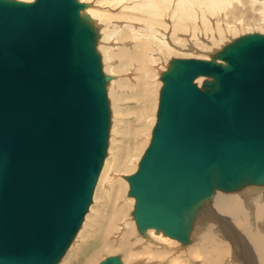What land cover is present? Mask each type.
<instances>
[{
	"label": "water",
	"instance_id": "1",
	"mask_svg": "<svg viewBox=\"0 0 264 264\" xmlns=\"http://www.w3.org/2000/svg\"><path fill=\"white\" fill-rule=\"evenodd\" d=\"M76 0H0V264H55L80 225L108 129L93 36ZM213 60L173 58L126 176L132 214L181 242L214 189L264 183V34ZM217 60L218 62H216ZM205 76L200 87L192 82ZM96 264H123L106 255Z\"/></svg>",
	"mask_w": 264,
	"mask_h": 264
},
{
	"label": "bare ground",
	"instance_id": "2",
	"mask_svg": "<svg viewBox=\"0 0 264 264\" xmlns=\"http://www.w3.org/2000/svg\"><path fill=\"white\" fill-rule=\"evenodd\" d=\"M21 1L30 2L32 0ZM78 1L81 4L78 11L79 16L91 29L93 36V50L99 63L100 72L102 76L106 78L103 80V88L106 106L107 109L109 108L108 129L105 154L94 184L95 187H93L94 191L92 190L93 196L91 193L90 202L87 207V210L89 211L98 205V201H96L95 197L97 194L99 199V212L94 220L92 219L93 221L91 222V225L93 226V229H89L85 235L81 233L78 238L82 237L83 240H81L74 247L73 245L70 246V243L74 239L79 228L85 226L87 218H89L86 216L91 214H86V210L82 221L83 219L86 220L83 221V223L81 221L82 225L80 223L74 236L65 249L64 257L62 259L59 258L61 260H58L55 264H80V260L85 256V254H96L98 250L109 249L112 247L111 243L106 241L104 238L106 231L109 229L110 218H112L115 213H118V207H114L112 199L122 193V188L126 189L127 182H122L121 173L117 174L116 172V176H114V178L108 179L105 182L107 186H110L111 183L114 182L109 190L99 189L98 186L105 174V170H125L122 166L126 164L123 162L124 160H121V162L117 160L119 158V154L117 152L114 157L108 154L109 151L115 147L114 144H116H113V141L116 138L114 136L108 138V135L115 132V114L118 110H120L119 102L123 99L122 96H130L132 98L136 96L139 98V101L142 100L144 104H140L143 106H141L140 109L144 115L148 112L147 110L152 105V111L150 110L145 115L146 117L150 112H154V88L157 89L160 86L157 81V77L160 76L164 66H166V63L169 62L172 54L178 53L188 56L189 54L187 53H179L188 50H194L196 52H211L218 46L220 47L224 33H235L238 30H241L244 26H248L249 29V26L252 24V18L258 21L260 20L259 22H255L261 26V28H259L261 33L259 32V34H264V0ZM248 15L252 16L251 20H248ZM187 17L190 18L189 22L185 21ZM184 39L186 41H184ZM215 53L212 54V56H214ZM215 61L218 62L217 60ZM201 77L204 79L208 78L197 75L192 79V82L196 84L194 80H197L196 82L201 84L203 80ZM198 84H196V86H198ZM131 89H135V91H132ZM147 102H151L149 108ZM150 125L151 124H149V126ZM137 142L135 145L133 144V151L134 148H136V145H138ZM120 149L121 146L118 150L121 151ZM131 154L132 153H130V156ZM121 157H123V154L120 158ZM126 157L127 155L125 158ZM127 169L128 168H126V170ZM127 171L129 172V170ZM126 176L129 175L123 176L125 180ZM249 185L258 184H241L236 189L232 190L233 193L231 194L222 193L223 191L215 188L213 195L209 197L210 199L207 198L209 199V202H204V204L207 203L206 205L202 204L204 208L201 206V203L207 199L201 201V203L195 208L193 216L190 220L186 242H188L192 232L191 230H193L192 219L194 218V214L202 207L203 209H201L199 214L194 218L195 220L197 219L199 223L197 226L196 237H194L195 241L197 242V237L201 240L202 237H208L222 242L223 236L221 234L224 231L222 233H220V231H216L215 227H217V225L215 224L218 222L222 229L231 231L230 234L233 239L230 238V234L228 235L227 233H225L224 237L234 243V245H232L234 249L231 251L232 254H228L229 251H227V256L225 257L223 256L224 254L226 255V251L222 252V247L224 246L220 243H217L214 246H208L207 249L204 250L203 254H201L205 257L203 259L206 261L203 260L201 263L220 264L223 261V264H232V261L239 262L241 260L245 264H256L257 262L258 264H264V187L257 188L251 186V188L248 187L245 189V187ZM128 200L131 201L133 199L129 198ZM124 211L125 207L121 209L122 215L124 214ZM84 216L86 218H84ZM134 222L135 220L133 222L131 221V223L126 221L123 222L122 227V223H120V225L118 224L116 228V234H120V238H116V246L127 252L133 249L132 245L134 241H132L131 238L132 235H134V224H132ZM153 229L155 228L148 227L143 232H139V234L145 238L149 237L151 238L149 240L154 241L153 239L157 238L159 235L161 236L159 232L162 231L155 230V237L152 235ZM164 235L169 237L167 234ZM170 238L174 239V241L177 240L171 236ZM137 240L145 241L144 238H138ZM177 241L182 245H187L186 242ZM210 243L212 244V242ZM199 244L200 243H198V245ZM200 246L205 245L202 244ZM236 249L238 250L236 251ZM90 252L92 253L90 254ZM152 253H154V251ZM198 254L200 255V252H198ZM158 256L160 257L161 255L158 254ZM231 256H233V259ZM119 259L123 264H126L123 262L120 255Z\"/></svg>",
	"mask_w": 264,
	"mask_h": 264
},
{
	"label": "rangeland",
	"instance_id": "3",
	"mask_svg": "<svg viewBox=\"0 0 264 264\" xmlns=\"http://www.w3.org/2000/svg\"><path fill=\"white\" fill-rule=\"evenodd\" d=\"M248 18H249L248 20H251L252 16L248 15ZM185 21L189 22L190 18L187 17ZM255 21L259 22L260 20L258 21L256 19L252 18L251 22H252V24L253 23L254 24L253 25L251 24L249 26L250 30L248 29V26H244L243 28H241V30H238L235 33H230V34L229 33H224V35L222 37L221 45H220V47L218 46L217 48H215L214 49L215 51L214 50L211 51V52H200V51L196 52L194 50L182 51V52H179V53H187L189 55L188 56H184L183 54L175 53V54H172V56L170 57V60L172 58H201V59H205V60H213L215 57L212 56V54H214L216 51L220 50L225 44L232 42L237 37H239L241 35H244V34H248V33H259V32L261 33V31L259 30V28H261V26L258 23H256ZM255 23L258 24V25H256ZM190 25H192V24H190ZM254 25H256V26H254ZM257 28H258L259 31L257 30ZM184 41H186V40L184 39ZM170 60H169L168 63H166V66H164L162 72H164L167 69V67H168V65L170 63ZM162 72H161V74H162ZM161 74H160V76H161ZM160 76L157 77V81L159 82L160 86L157 89L154 88V93H155V101H154L155 109H154V112H150L149 115H147L146 117H145V115L150 110L152 111L151 102L150 103L147 102L148 108H149V105H151V107L147 110L148 112H146V114L144 115V113H142L141 109H140L141 106L144 104V102L141 99H140L141 101H139L138 100L139 98L136 97V96H134L133 98L130 97V96H127V97H123L122 96L123 99H121L120 102H119V106H120L119 109L120 110H118L116 112V114H115L116 115V118H115L116 119V126H115L116 128L114 129L115 132H113V134H111V135H108V138H111L112 136H114L116 138V139H114L115 142L113 141V144L114 143H116V144H114L115 147L112 148L109 151L108 154L114 157L116 155V152H117L119 154L118 155L119 158L117 160H119L120 162H121V160L122 161L124 160L123 162L126 164V165L122 166L125 170L117 169L119 172L118 171H113V170H105V174H104V176H103V178H102V180L100 182V185L98 186L99 189L101 188L102 190L103 189L109 190L112 187L114 182L111 183L110 186L109 185L107 186L105 184V182L108 179L114 178V176H116V172H117V174L121 173L120 175L122 176V179H121V181L123 180L122 182H127L124 179L123 176L124 175H130L133 172H135V170L137 169L136 166H138V162L140 160V157H141L144 149L146 148V146L149 143V140H150L149 137H151V130H152V128L154 126V123H155V118H156L155 113H156V108H157V103L156 102H158V93H159V89H160L161 84H162V82L160 80ZM201 78H203V77H201ZM206 79H208V78H206ZM196 81L194 80V82L196 84H198V82H196ZM200 85L201 84H198L199 87H200ZM155 89H156V92H155ZM131 90L135 91V89H131ZM156 94H157V96H156ZM152 98H153V95H152ZM141 103H142V105H140ZM138 106H139V109H138ZM108 111H109V108H108ZM109 124H110V112H109ZM117 124H119V125H117ZM149 124H151V125L149 126ZM123 135H125V136H123ZM118 140H119V143H118ZM126 140H128V141H126ZM147 140H148V142H147ZM120 142H121V145H120ZM136 142H137L138 145H136V148H134V151H133L132 147L136 144ZM120 146H121V149H120L121 151L118 150L120 148ZM124 151H125L126 154L124 153ZM130 153H132L131 156H130ZM122 154H123V157L120 158V156H122ZM126 155H127V157L125 158ZM128 156H130V157H128ZM128 163H130V164H128ZM126 168H128L127 170H129V172L126 170ZM123 171L124 172L126 171V172L124 173ZM251 186L252 187H257V188H259V187L263 188L264 187V183L258 184V185H249V186H246L245 189L248 188V187L251 188ZM127 188H128V183H127L126 189L122 188L123 189L122 193L120 195H118L117 197L112 199V204L114 205V207H116V208L118 207V213H115V215L112 218H110V220H109V222H110L109 229L106 231V234H105V237H104L106 241H109V243H111L112 247L109 248V249L98 250V252L96 254H92V255L85 254V256L82 257L83 260L82 259L80 260V264H96L104 256H106V255H114V254L120 255L122 260H123V262L126 263V264H188V263L189 264H203L201 262L203 260H205V259H203L205 257L203 255H201V254H203L204 250H206L208 246H210V245L214 246L217 243L218 244L220 243L221 245L224 246V247H222V252L226 251V255L224 254L223 257L227 256V251H229L228 254H232L231 251L234 250L232 245H234V243L231 240H229L226 237H224L225 233H227L229 235L231 231L222 229L221 226H219L220 224L218 222H217V224H215V225H217V227H215V228H216V231H218V232L220 231V233H222L224 231L221 234L223 236V241L222 242L220 240H213V239H210L208 237H205V238L202 237V240L197 237L196 238L197 242L195 241L194 237H196L197 226L199 225V223H198V220L196 219L197 220L196 221L194 218H195L196 215L199 214L200 210L204 208L203 205H206L209 202L208 200L210 198L205 200V201H203L201 203V206L203 208L201 207V209L197 210V212H195V214H194V218L192 219V222H193V228L192 229L193 230H191L192 232L190 234L189 240H188V242H186L187 245H182L177 240L174 241V239H171L170 236L167 237L166 235H164L165 233L163 234L162 232H159L161 234V236L160 235L158 236L159 238L157 237V238L153 239L154 241H151V240H149L151 238H149V237L145 238L144 236L139 234V231L137 230V228L135 226L136 224L134 222V223H132V224H134L133 225V227H134V235H132V238H131V240L134 241V243L132 245L133 249L131 250L132 252L131 251L127 252L124 249L119 248L118 246H116V244H117L116 243V241H117L116 238L117 237L120 238L119 237L120 234H116L117 233L116 232V228H117L118 224L120 225V223H122L121 224V227H122L123 226V222L129 221L131 223V221L132 222L134 221V217H133V214H132L134 198L132 196L129 197L130 195H127ZM235 192H236V190H235ZM222 193L231 194L233 192H232V190H230L229 192L223 191ZM92 196H93V192H92ZM95 197H96V201H98V205H96V207L92 208V210H89V211L87 210L86 214L87 213H91V214H89V216H86V217H89V218H87L85 226H82V227L79 228V230L76 233L77 236L75 235L74 239L70 243V246L73 245V247H74L81 240H83L82 237L78 238V237H80V234L82 233L83 235H85L88 232V230L93 227L91 225V222L94 220V218L96 217L97 213L99 212L98 195L96 194ZM129 198H132L133 200L130 201V200H128ZM91 202H92V200H91ZM204 202H207V203L204 204ZM123 207H125V211H124V214L122 215L121 214V209ZM86 217L84 216V218H86ZM85 220L86 219H83V221H85ZM83 221H82V223H83ZM82 223H81V225H82ZM155 230H160V229H153V234H152L153 236H155L154 235V233H156ZM229 237L232 238V235L230 234ZM138 238L139 239L144 238L145 241L144 240H137ZM203 240H204V242H203ZM205 240H207V241H205ZM172 242H173V244H172ZM210 242H212V244ZM242 242H243V240H242ZM198 243H200V244L198 245ZM183 244H185V243H183ZM202 244H204L205 246H200ZM152 248H153V250H152ZM153 251H154V253H152ZM162 252H164V253H162ZM198 252H200V255L198 254ZM91 253L92 252H90V254ZM158 254H160L161 256L159 257ZM64 255L65 254L63 253L60 258L62 259L64 257ZM84 258H85V260H84ZM231 258L233 259V256H231ZM61 259H59V261ZM220 264H223V261ZM232 264H245V263H243L240 260L239 262H233L232 261ZM256 264H258V262Z\"/></svg>",
	"mask_w": 264,
	"mask_h": 264
},
{
	"label": "crops",
	"instance_id": "4",
	"mask_svg": "<svg viewBox=\"0 0 264 264\" xmlns=\"http://www.w3.org/2000/svg\"><path fill=\"white\" fill-rule=\"evenodd\" d=\"M238 249H236V251H237Z\"/></svg>",
	"mask_w": 264,
	"mask_h": 264
}]
</instances>
